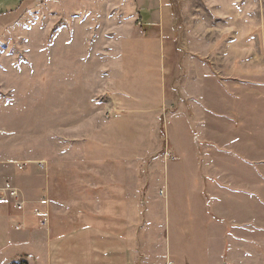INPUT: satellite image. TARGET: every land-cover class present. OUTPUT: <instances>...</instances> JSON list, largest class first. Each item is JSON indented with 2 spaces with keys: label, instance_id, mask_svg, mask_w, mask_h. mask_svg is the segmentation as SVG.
Returning <instances> with one entry per match:
<instances>
[{
  "label": "rangeland",
  "instance_id": "1",
  "mask_svg": "<svg viewBox=\"0 0 264 264\" xmlns=\"http://www.w3.org/2000/svg\"><path fill=\"white\" fill-rule=\"evenodd\" d=\"M54 3L0 23V167H25L9 176L31 204L29 248L0 264H46L49 237L80 223L135 232L141 255L179 264L195 191L202 205L212 192L205 143L264 158V0Z\"/></svg>",
  "mask_w": 264,
  "mask_h": 264
},
{
  "label": "crops",
  "instance_id": "2",
  "mask_svg": "<svg viewBox=\"0 0 264 264\" xmlns=\"http://www.w3.org/2000/svg\"><path fill=\"white\" fill-rule=\"evenodd\" d=\"M41 1L55 2L56 5L60 1L61 5L65 6H71L74 2V0H0V6L9 8L7 12L0 13V23L7 22L9 17L16 12L20 13L22 8ZM162 15L164 19V12ZM165 20L167 24L171 23L170 19ZM149 22H151L150 27H160V16L158 19L151 14ZM205 146L210 151V158H206V164L216 168L215 171H210L211 175L214 173L216 176L214 174L211 176L213 186L210 191L212 192L205 197L206 205H202L201 193L195 191L201 207L195 209V214L200 216L199 222L194 225L192 242L187 244L192 247L193 256L181 250L186 246L179 242L181 236L176 234L178 239L175 241V253L178 254L179 264H264V165H262L264 158L261 157L260 161L248 165L243 161L234 160V162L220 154L209 143H205ZM261 151H264V138H261ZM220 156L228 160L222 158L225 161H221ZM225 164L227 169L225 167L222 170ZM256 164L259 165L255 167ZM199 167L200 164L196 165V168ZM250 167L255 174L251 172ZM24 168H17L15 164L11 167L1 166L0 186L5 183L12 184L13 180L9 174H12L15 180L23 174ZM235 169L237 174L241 172V177H234ZM213 177L221 184H216ZM18 180L20 182L21 177ZM30 205V202L29 204L26 202L23 209H16L10 204H0L2 263L9 261L16 252L23 254L29 248L26 245L27 238H31V234L27 233L25 227L30 218H26L25 210L26 207L30 209ZM28 225L31 229L32 225ZM171 246L170 242V248ZM141 248L135 232L121 233L111 231L99 224L80 223L70 231L49 237L45 262L46 264H173L168 263V259L164 263L163 258L151 261L146 252L140 254Z\"/></svg>",
  "mask_w": 264,
  "mask_h": 264
},
{
  "label": "built area",
  "instance_id": "3",
  "mask_svg": "<svg viewBox=\"0 0 264 264\" xmlns=\"http://www.w3.org/2000/svg\"><path fill=\"white\" fill-rule=\"evenodd\" d=\"M39 168L44 169V166L39 164ZM7 203H12L17 209H22L25 205L19 190L10 183H5L0 189V204Z\"/></svg>",
  "mask_w": 264,
  "mask_h": 264
}]
</instances>
